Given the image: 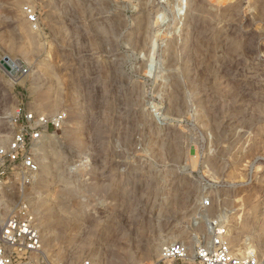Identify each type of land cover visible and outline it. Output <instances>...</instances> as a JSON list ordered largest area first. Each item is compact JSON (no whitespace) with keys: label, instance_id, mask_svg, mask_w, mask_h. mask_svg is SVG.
<instances>
[{"label":"rangeland","instance_id":"1","mask_svg":"<svg viewBox=\"0 0 264 264\" xmlns=\"http://www.w3.org/2000/svg\"><path fill=\"white\" fill-rule=\"evenodd\" d=\"M183 2L0 0V56L28 68L0 67V146L19 110L67 117L33 184L0 191L52 264H186L147 249L193 251L218 221L264 255V0Z\"/></svg>","mask_w":264,"mask_h":264},{"label":"built area","instance_id":"2","mask_svg":"<svg viewBox=\"0 0 264 264\" xmlns=\"http://www.w3.org/2000/svg\"><path fill=\"white\" fill-rule=\"evenodd\" d=\"M26 10L29 20L36 22V12L31 8ZM0 67L15 85L28 74V68L24 64L4 56H0ZM66 119L64 112L48 115L18 111L13 119L15 131L11 140L0 146V191H8L11 184L24 188L33 184L41 169L34 149L50 133L61 130ZM210 229V240L200 243L193 251L182 242L165 245L160 261L175 260L186 264H264V255H259L254 250L243 254L233 249L224 229L219 230L217 226H210ZM0 264H52L43 244L36 212L26 200L19 201L8 217H0ZM82 264H91V260L87 259Z\"/></svg>","mask_w":264,"mask_h":264},{"label":"bare ground","instance_id":"3","mask_svg":"<svg viewBox=\"0 0 264 264\" xmlns=\"http://www.w3.org/2000/svg\"><path fill=\"white\" fill-rule=\"evenodd\" d=\"M183 1H185V0H182V3H181V9H183L184 8V6H186L185 4H184V6H183ZM183 12L181 11V14H182ZM4 57H6V58H10V57H8V56H4ZM10 59H12L13 60V58H10ZM0 141H1V136H0ZM47 164V163H46ZM49 166V165H48ZM50 167V166H49ZM74 183V182H73ZM9 191V190H8ZM21 191V190H20ZM19 191V192H20ZM17 192V191H16ZM15 192V193H16ZM23 192V191H22ZM21 192V193H22ZM26 193V192H25ZM12 194V193H11ZM20 194V193H19ZM23 194V193H22ZM16 195V194H15ZM0 205L3 207V209H4V212L2 213V214H7L10 210H11V208H12V203H11V201L10 200H8V198H5V196L3 195L2 197H0ZM52 206V205H51ZM55 206V205H54ZM60 216V215H59ZM67 221H68V219H67V217H65V216H60L59 218H57V219H55V220H53L52 221V223H53V226H55L57 229H60V230H62L64 227H65V225H67ZM214 224V223H213ZM216 226H218V229L219 230H222V229H224L225 230V227H226V224L225 223H219V221H218V223L216 224ZM226 231V230H225ZM46 236V239L47 240H49V241H51V238L49 237V235L48 234H46L45 235ZM156 246V245H155ZM155 246H150V247H148V251H149V253H153V252H157L158 253V255L160 254L161 255V252H162V248L161 247H159V246H157V247H155ZM146 250V251H147ZM148 251H147V253H148ZM159 255V256H160Z\"/></svg>","mask_w":264,"mask_h":264},{"label":"water","instance_id":"4","mask_svg":"<svg viewBox=\"0 0 264 264\" xmlns=\"http://www.w3.org/2000/svg\"><path fill=\"white\" fill-rule=\"evenodd\" d=\"M4 66H5L6 68H9V66H8L6 63H4Z\"/></svg>","mask_w":264,"mask_h":264}]
</instances>
